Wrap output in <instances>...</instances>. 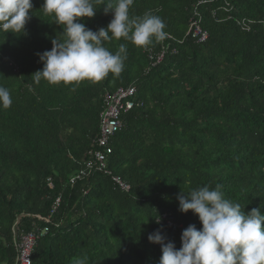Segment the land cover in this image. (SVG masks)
I'll list each match as a JSON object with an SVG mask.
<instances>
[{
    "label": "trees",
    "instance_id": "obj_1",
    "mask_svg": "<svg viewBox=\"0 0 264 264\" xmlns=\"http://www.w3.org/2000/svg\"><path fill=\"white\" fill-rule=\"evenodd\" d=\"M107 2L82 21L88 29L107 27ZM32 4L27 35L0 32V86L13 100L0 108V264H16L18 236L33 223L48 232L31 264L84 255L90 264H158L160 245L148 235L160 229L179 249L182 231L201 225L179 212L177 194L205 184L222 185L245 214H264V0H134L130 15L160 16L168 37L146 48L106 42L113 53L127 44L124 71L67 86L32 77L43 67L37 53L63 31L43 0ZM194 10L203 42L189 32ZM129 87L142 107L121 114L107 143V167L129 193L93 172L71 184L95 147L105 97ZM164 214L183 229L157 223Z\"/></svg>",
    "mask_w": 264,
    "mask_h": 264
},
{
    "label": "clouds",
    "instance_id": "obj_2",
    "mask_svg": "<svg viewBox=\"0 0 264 264\" xmlns=\"http://www.w3.org/2000/svg\"><path fill=\"white\" fill-rule=\"evenodd\" d=\"M99 2L43 0L40 10L51 15L53 23L63 31L51 38V50L37 53L43 67L32 74L36 83L44 80L50 85L67 86L83 81L100 82L109 74L118 77L125 68L127 44L120 43L113 53L105 46L106 42L123 39L138 48H146L168 37L160 16L151 11L142 16L130 15L134 0H108L104 11L110 12L112 19L107 27L95 32L88 29L82 21L95 16ZM32 8V0H0V32L27 35L25 26L33 16ZM12 104L9 89L0 86V108L8 109ZM177 201L179 212H191L201 227L197 229L190 224L184 229L179 249L174 242L167 241L160 229L150 233L148 241L160 245L158 264H264L261 206L245 214L239 203L225 198L220 184L182 190ZM71 264L90 262L84 255L74 257Z\"/></svg>",
    "mask_w": 264,
    "mask_h": 264
},
{
    "label": "built area",
    "instance_id": "obj_3",
    "mask_svg": "<svg viewBox=\"0 0 264 264\" xmlns=\"http://www.w3.org/2000/svg\"><path fill=\"white\" fill-rule=\"evenodd\" d=\"M202 4L199 2L198 5ZM111 18H112V14ZM191 19H195L191 21ZM190 19L189 32L193 38L197 39V42H203L206 40V34L203 33L197 26V20H199L196 11L194 10L192 18ZM163 53L156 58V63L160 62ZM134 88L129 87L127 89H118L111 96H106L104 99L105 108L100 113V124L98 136L94 140V149L89 153L90 157L85 162L84 167L79 170L71 180L70 183L74 184L77 180L85 177L90 172L98 173L103 176H108L111 183L122 193H128L129 186L126 185L119 177L111 174L107 167V159L111 154V149L107 145L109 138L122 128L120 116L123 113L131 111L133 108L142 107L141 103H133L129 101V98L134 94ZM86 192H84L85 194ZM60 204V199H55L51 213H53ZM36 220L43 223H48V217H34ZM170 214L161 215L159 223H163L166 228L176 227L181 229L180 225H175L171 220ZM157 222V221H156ZM32 230L26 233L21 232L18 236V242L16 246V264H31L30 257L35 247V242L38 238L43 237L47 232V227L39 228L35 223L32 224ZM183 229V228H182Z\"/></svg>",
    "mask_w": 264,
    "mask_h": 264
}]
</instances>
